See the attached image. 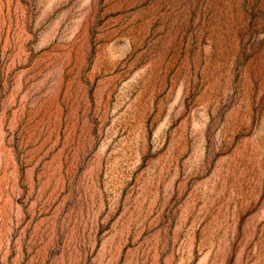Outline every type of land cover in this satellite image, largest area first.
<instances>
[{
  "label": "rangeland",
  "instance_id": "rangeland-1",
  "mask_svg": "<svg viewBox=\"0 0 264 264\" xmlns=\"http://www.w3.org/2000/svg\"><path fill=\"white\" fill-rule=\"evenodd\" d=\"M0 264H264V0H0Z\"/></svg>",
  "mask_w": 264,
  "mask_h": 264
}]
</instances>
